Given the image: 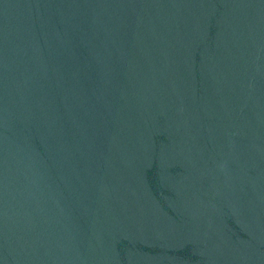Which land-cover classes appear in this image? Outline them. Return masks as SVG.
<instances>
[{"label": "water", "instance_id": "water-1", "mask_svg": "<svg viewBox=\"0 0 264 264\" xmlns=\"http://www.w3.org/2000/svg\"><path fill=\"white\" fill-rule=\"evenodd\" d=\"M0 264H264V0H0Z\"/></svg>", "mask_w": 264, "mask_h": 264}]
</instances>
